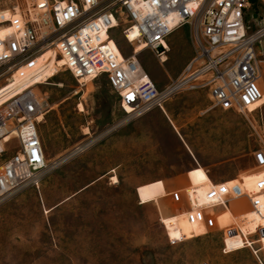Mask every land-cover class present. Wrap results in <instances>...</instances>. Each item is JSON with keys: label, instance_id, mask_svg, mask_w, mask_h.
Here are the masks:
<instances>
[{"label": "rangeland", "instance_id": "1", "mask_svg": "<svg viewBox=\"0 0 264 264\" xmlns=\"http://www.w3.org/2000/svg\"><path fill=\"white\" fill-rule=\"evenodd\" d=\"M14 2L0 0V10ZM246 13L248 31L264 22L262 2L250 0ZM183 32L163 64L147 49L138 54L160 89L182 73L194 52L189 28ZM114 34L124 55L134 56L138 43L131 46L119 29ZM258 48L264 69V40ZM9 78L0 76V86ZM262 84L264 91V77ZM35 90L46 110L40 131L50 168L39 187L0 205V264H258L250 247L225 254L224 230L171 245L161 222L177 208L166 192L202 181L187 177L198 165L211 180L188 190L198 205L206 203L214 183L244 179V188L253 191L264 177L253 157L263 138L257 113L222 111L200 91L174 96L165 104L167 114L155 108L134 119L105 78L80 86L67 71ZM230 211L219 209L220 227L239 225L248 236L264 226V207L251 211L248 199L232 202ZM240 215L247 218L244 225ZM168 231L174 237L194 233L183 216ZM263 242L262 237L253 247H262L258 256L264 263Z\"/></svg>", "mask_w": 264, "mask_h": 264}, {"label": "built area", "instance_id": "2", "mask_svg": "<svg viewBox=\"0 0 264 264\" xmlns=\"http://www.w3.org/2000/svg\"><path fill=\"white\" fill-rule=\"evenodd\" d=\"M249 7L250 0H30L25 5L15 0L0 10V76H10L0 86V205L21 190L39 187L50 168L40 131L46 110L35 89L64 71L80 86L105 78L118 105L134 119L155 108L165 113V104L174 96L200 91H206L213 107L222 111L257 113L263 138L253 157L256 169L264 173V69L258 56L264 22L248 31ZM184 27L189 28L194 55L163 89L153 83L136 49L134 56L124 55L114 34L119 29L131 46L142 43L163 64L168 38ZM131 32L137 35L134 42H129ZM49 64L52 76L45 72ZM244 185V179L232 185L214 183L203 205L188 190L172 192L175 215L161 218L169 243L212 233L219 228V209L227 210L236 200L248 199L251 211L260 212L264 177L253 191ZM181 216L205 231L190 238L184 233L172 236L168 225L174 226ZM239 217L240 224L247 223L245 215ZM256 229L257 239L252 240L259 241L264 226ZM219 230L225 231L224 245L232 235L245 238L239 225ZM245 246L262 264L260 249Z\"/></svg>", "mask_w": 264, "mask_h": 264}, {"label": "crops", "instance_id": "3", "mask_svg": "<svg viewBox=\"0 0 264 264\" xmlns=\"http://www.w3.org/2000/svg\"><path fill=\"white\" fill-rule=\"evenodd\" d=\"M185 28V27H184ZM184 28H181V29H178V30H176V31H174L172 34H171V36L168 38V40H167V45H168V47H169V45L173 42V41H176V40H180L183 36H184V32H183V29ZM193 55H194V52H193V54H192V56L188 59V61H187V63L190 61V59L193 57ZM186 63V64H187ZM185 64V65H186ZM165 114H167V111H166V109H165ZM173 125H174V127L177 129V127H176V125L173 123ZM191 171H193V173H187V177H193V176H195V177H201V178H203L202 179V181H200V182H197V183H195V184H193V186H191V188L190 189H188V190H191V189H193V188H195V187H199V186H201V185H206L207 184V182H209V181H211L210 180V178H209V176L207 175V172H206V170L201 166V165H198L197 167H195V168H193ZM180 190H182V189H180ZM180 190H178V189H175V191H180ZM175 191H172V192H175ZM172 192H166V196L167 197H169L170 198V202H173L172 201V197H171V193ZM230 208H231V206L229 207V208H227V210H223L222 211V213L223 214H225V213H227V212H231L230 211ZM177 209L175 208V210L173 209H171V211H170V213L168 214V216H173V215H175V211H176ZM232 213V212H231ZM217 225H218V227L219 228H227V227H220L219 226V224L217 223ZM193 231L194 232H196L197 234H200L199 232H198V230H197V228H196V226L194 225L193 226ZM249 235L250 234H248V236H246L245 235V238H243V236L242 235H232L230 238H227L226 239V243H225V245H224V248H225V250H226V253H231V252H234V251H240V250H243V249H246L247 247L245 246V244H251L252 245V247L254 246V245H256V244H260V240L259 241H254V240H252V239H250L249 238ZM254 234H251L250 236H253ZM202 237V236H201ZM199 238V237H198ZM192 240H194V239H192ZM246 241V242H245ZM238 244H239V246H238ZM261 247V246H260ZM263 250H262V247H261V249H260V252H262ZM238 254H240V253H238ZM233 256V255H232ZM257 260V259H256ZM253 263V262H252ZM253 264H255V263H253ZM259 264V263H258ZM262 264H264L263 262H262Z\"/></svg>", "mask_w": 264, "mask_h": 264}, {"label": "bare ground", "instance_id": "4", "mask_svg": "<svg viewBox=\"0 0 264 264\" xmlns=\"http://www.w3.org/2000/svg\"><path fill=\"white\" fill-rule=\"evenodd\" d=\"M62 1H64V0H62ZM62 1H59V2H62ZM136 36H137L136 33L131 32L130 35H129V42H134L135 39H136ZM126 41L128 42V40H126ZM168 48H169V47H168ZM135 49H136L135 52H136L137 54H140V53L144 52V50H145L146 48H145V46H144L142 43H140V44H137V46H136ZM165 62H166V57L163 58V63H165ZM160 63H161V62H160ZM45 72H46L47 75H51V76H52V74H53V69H52V65H51V64H49V65L46 67ZM80 107H81L82 110L84 109V107H82V106H80ZM255 108H256V107L252 108V111H254ZM113 180H114L115 183H118V179H117L116 177H114ZM246 236H247V235H246ZM263 239H264V237H263ZM263 245H264V242H263Z\"/></svg>", "mask_w": 264, "mask_h": 264}]
</instances>
